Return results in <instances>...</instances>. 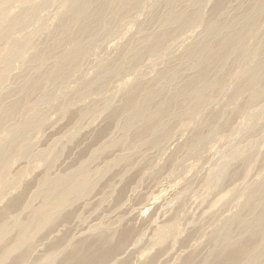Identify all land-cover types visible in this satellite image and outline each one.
I'll return each mask as SVG.
<instances>
[{
	"label": "rangeland",
	"instance_id": "obj_1",
	"mask_svg": "<svg viewBox=\"0 0 264 264\" xmlns=\"http://www.w3.org/2000/svg\"><path fill=\"white\" fill-rule=\"evenodd\" d=\"M72 1L3 6L0 223L8 227L0 264H70L76 247L103 249L100 235L121 248L103 264L213 263L218 232L235 217H249L250 193L264 186V74L255 100L247 75L258 63L264 68V4L256 11L258 0H123L104 5L98 18L93 2L86 28L73 29H82L78 41L57 32ZM39 6L30 25L13 30L11 18ZM250 20L244 55L228 54L203 78L214 81L206 102L196 108L193 94L174 96L206 68L191 64L190 53L205 41L211 52ZM213 21L219 33L211 38ZM32 32V47L11 57L12 43ZM74 49V69L58 63ZM163 85L155 104H173L157 117L163 126L128 128L131 113L116 114L126 97ZM241 85L249 88L236 95ZM83 172L87 184L79 181ZM46 178L77 186L76 194L61 206V192ZM234 230L244 241L260 229ZM260 254L248 264H264Z\"/></svg>",
	"mask_w": 264,
	"mask_h": 264
},
{
	"label": "bare ground",
	"instance_id": "obj_2",
	"mask_svg": "<svg viewBox=\"0 0 264 264\" xmlns=\"http://www.w3.org/2000/svg\"><path fill=\"white\" fill-rule=\"evenodd\" d=\"M8 1H11V0H0V17H3V19L7 15L6 10L3 8V6H5L4 4H6V2ZM21 1H25V0H19V2ZM122 1L123 0H73L70 4L71 9L69 13L65 16L57 32H59V34H61V31L67 32V34L69 35L71 39L75 38L76 40H78L77 36L80 32H82V29L79 30L76 34L75 32H73V29H75L76 25H79V24L81 25L83 24V27L86 28L89 18L92 17L93 10L91 9V4L93 2H98L97 17L101 18L102 9L104 5L108 3H113V2L121 3ZM254 4H255L256 11H258L264 4V0H258ZM39 8L40 6L38 8H35L36 9L35 12H30L28 10H25V12L22 15L14 17L13 19L11 18V24H12V27H14L13 30H16L17 27L19 26L30 25L31 22L39 14L38 12ZM193 17H194L193 14H189L185 18V20L186 21L191 20ZM254 20H250L251 25L248 28L225 34L223 38L219 40V42H217L213 48H211L212 49L211 52H210L211 43L207 41L203 42L201 47L198 49L199 52H196L195 55H193L194 51H192L189 56V60L191 61L190 63L191 64L201 63L204 66H206V68L203 71H201V73L199 74L200 75L199 77L193 78L186 86L178 89L174 96H183L186 98L190 96L191 94H193L196 97V102H197L195 105L196 108L200 104L205 103L207 100V97L205 96V92H206L205 90H207L214 81L208 82L209 80L206 81V79H203V78H206V74H208L210 68H214L220 65V63L223 60H225L228 54H236V56L240 54L239 55L240 58L242 57L241 55H244V52L246 49L245 39L249 35V33L252 32L254 28L253 27L255 23ZM209 25L210 26L208 28V33L211 36V38L217 37L219 33V28L216 26V22L213 21ZM35 36H36V32H32L28 34L27 37L25 36L23 39H20V40L18 39L17 41L13 42L11 57L22 54L24 51L29 50L34 43ZM57 44L61 45V38L57 40ZM153 48L154 47H150L149 50H154ZM254 50H256V48ZM44 57L46 56L44 55ZM77 57H78V50L74 49V50L69 51L68 54L64 56L62 59L60 57L58 59V63L64 66L71 64V68L74 69L75 66L72 65V63H74ZM263 74H264L263 65L258 63L257 65H255V67H253L250 70L249 74H247L248 75V86L250 85L249 87L251 89L248 86L246 87H244L243 85H241V87L237 86L236 91H234L235 94L236 95L240 94L244 92L245 90H247V88H249L248 90L251 95V98L254 99L258 96H261L263 94L262 93L263 90L258 89L257 85L263 79ZM2 77H3V74L0 73V80L2 79ZM164 89H165L164 85L162 88L145 87L143 89L144 93L140 95L139 97L138 96L134 97L130 94L129 96L126 97L122 107L116 112V114H124L127 112L131 113L127 121V124H126L128 128H132L137 123H140V122L143 123V124H140L141 130L143 132L147 131L148 129H150V131H153L154 129L158 127H162L163 122L159 121L157 117H159V115H162L164 113H170V109L172 110V105H173L172 104L170 108V101H167V103L159 102V104L157 105L155 104L154 100L156 96L159 94H162ZM135 94L137 93L135 92ZM152 119L157 120L154 126L148 125V122H150V120ZM142 131H139V133H141ZM2 156H3V153H0V160L2 159ZM78 178L81 184H87L89 180V177L85 175V172H83ZM43 182L44 184L48 186L52 185V187L50 188L51 190H58L59 192H61V206L67 201L69 196L73 194L72 191L77 188V186H74L72 184H67L66 186L61 187V179H58L56 184H54L53 181L50 180L49 178H46ZM262 196L264 197V186L250 193L249 197L252 200L251 201L252 203L250 206H248L249 212L247 211V213L249 217H239V218L235 217V219L232 220V222L227 223L225 226H223L221 228V231L218 232V236L216 237V241H218L217 243L220 248L216 250H214L213 248L209 254L211 255V257L215 259V261L213 263L209 262V260L211 259L209 258V260L206 259L202 264H248L252 259L255 260L258 257H261L260 252H264V233H263L264 231V199ZM258 208L261 209L259 213L255 215L253 218H251L250 214H254ZM7 227L8 226L6 224L0 223V241L5 238L4 233ZM234 228H236L237 230L240 231V233H243V234L249 233V231L253 229H260V230H259V234H256L255 232H253L252 234H250L249 237L246 238V240L242 241V240L235 239L234 232L236 230H234ZM25 235H26V230L23 229L21 237H25ZM19 240L20 239H18L17 244L22 242L21 240L20 241ZM99 241L105 245V246L103 245L104 246L103 249H99V248L98 249L97 248L96 249H84L83 246L81 247L79 246V247H76L74 250H72V253L70 255L71 257L70 264H103L105 261H107L110 258V256L113 253H116L115 249H117L118 247L115 242L114 243H115L116 248H113V246H110V244L112 245L113 243H110L109 237H107L106 235L105 236L100 235ZM100 245L97 247H100ZM261 247H263V250H260ZM80 248H83V249H80ZM82 251H84V253H82ZM6 254H7V250L4 249L0 253V259L4 258Z\"/></svg>",
	"mask_w": 264,
	"mask_h": 264
}]
</instances>
